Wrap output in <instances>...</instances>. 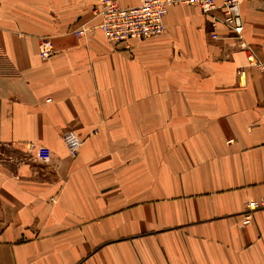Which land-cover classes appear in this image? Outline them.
<instances>
[{
    "label": "crops",
    "instance_id": "obj_1",
    "mask_svg": "<svg viewBox=\"0 0 264 264\" xmlns=\"http://www.w3.org/2000/svg\"><path fill=\"white\" fill-rule=\"evenodd\" d=\"M98 1L0 0V264H264V2L110 46Z\"/></svg>",
    "mask_w": 264,
    "mask_h": 264
},
{
    "label": "built area",
    "instance_id": "obj_2",
    "mask_svg": "<svg viewBox=\"0 0 264 264\" xmlns=\"http://www.w3.org/2000/svg\"><path fill=\"white\" fill-rule=\"evenodd\" d=\"M249 0H136L134 4L122 6L119 0H99L93 9L94 16L99 19L98 28L102 32L105 42L110 46L127 45L130 40H143L157 37L165 32L163 22L169 7L173 5H188L198 8L211 19V26L223 24L232 31L236 38H241L242 21L239 13L241 3ZM264 2V0H261ZM88 28L80 27L73 31L79 37ZM211 38L217 39L213 33ZM41 43V45H43ZM49 55L48 50L42 51V57ZM251 65L260 67L261 63L252 53L247 56ZM247 215L244 223L250 220V214L264 209V199L247 202Z\"/></svg>",
    "mask_w": 264,
    "mask_h": 264
},
{
    "label": "bare ground",
    "instance_id": "obj_3",
    "mask_svg": "<svg viewBox=\"0 0 264 264\" xmlns=\"http://www.w3.org/2000/svg\"><path fill=\"white\" fill-rule=\"evenodd\" d=\"M225 26V25H224ZM226 27V26H225Z\"/></svg>",
    "mask_w": 264,
    "mask_h": 264
}]
</instances>
